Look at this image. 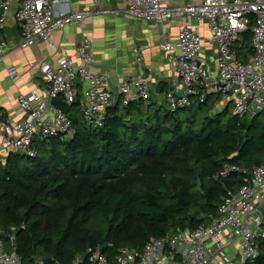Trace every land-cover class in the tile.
I'll list each match as a JSON object with an SVG mask.
<instances>
[{
    "label": "trees",
    "instance_id": "1",
    "mask_svg": "<svg viewBox=\"0 0 264 264\" xmlns=\"http://www.w3.org/2000/svg\"><path fill=\"white\" fill-rule=\"evenodd\" d=\"M251 32L244 34L250 50ZM214 95L171 112L166 101L123 98L92 129L71 105L75 135L37 137L36 157L0 162V238L24 264H72L89 246L142 249L175 228H197L217 213L238 175L226 164H264V116L233 115ZM252 264H264V241ZM38 264V263H37ZM85 264H89L85 261Z\"/></svg>",
    "mask_w": 264,
    "mask_h": 264
},
{
    "label": "built area",
    "instance_id": "2",
    "mask_svg": "<svg viewBox=\"0 0 264 264\" xmlns=\"http://www.w3.org/2000/svg\"><path fill=\"white\" fill-rule=\"evenodd\" d=\"M106 0H92L90 9H72V0H23L17 19L23 32L21 47L26 48L46 41L53 45L55 30L92 18L106 11L100 6ZM128 16L151 21L163 26L175 19L206 20L210 30L208 42L217 44V68L207 67L203 61L204 41L201 28L186 23L180 27L176 43L165 42L163 50L173 62L176 80L165 91V101L171 112L193 106L195 99L205 101L207 94H217L221 101L231 102L233 115L253 118L264 114V0H193L174 5L168 0H127ZM10 0H1V24L9 10ZM251 32V48L245 59H240L236 42H243L244 34ZM7 43L0 44V55ZM78 60L62 58L57 67L45 62L40 71L45 83L42 94L35 92L18 96L29 121L2 122L1 146L7 154L15 151L36 157L37 137H67L75 135L69 113L55 109L51 99L61 98L70 105L77 101L80 83L87 85L86 101L81 102V114L92 129L105 125L107 111L114 106L116 94L123 98V107L131 101L152 99L149 81L125 71L123 82L116 93L111 76L94 73V48L84 37L78 46ZM136 62H141L140 48L134 49ZM13 80L18 71L10 67ZM218 108H223L217 106ZM54 110L50 118L44 117ZM5 160L0 149V162ZM238 175L243 184L236 192H229L218 211L197 228H175L169 235L153 239L142 249L120 247L113 252V243L89 246L84 255L72 264H252L260 255L264 241V164L251 171L226 164L215 177ZM44 264L42 260L37 262ZM0 264H24L20 255L8 252L0 238ZM55 264H63L56 261Z\"/></svg>",
    "mask_w": 264,
    "mask_h": 264
},
{
    "label": "crops",
    "instance_id": "3",
    "mask_svg": "<svg viewBox=\"0 0 264 264\" xmlns=\"http://www.w3.org/2000/svg\"><path fill=\"white\" fill-rule=\"evenodd\" d=\"M192 1L168 0L174 5L187 4ZM22 2L23 0H10V7L5 14L2 26L0 0V44L2 41L7 43L5 52L0 55V149L5 159L8 154L1 146L2 122L15 123L31 119L30 114L24 112L17 101L18 96L29 92L42 94L47 83L42 78L40 64L48 62L57 67L62 58L68 56L78 65V46L84 37L92 41L94 48L93 72L95 74L107 73L111 78L116 77L117 81L113 83L116 93L127 70L132 75L149 81L152 87V98L159 103L165 102L164 93L171 86L172 81L176 80L177 75L174 64L168 59L163 46L167 41L173 43L178 41L180 26L184 23L192 27L198 25L201 28V34L205 38L203 61L207 67L213 70L217 68V44L207 40L210 30L206 20L175 19L161 26L151 21H142L128 16L126 13L127 0H106L100 6L106 11L105 14L95 15L78 25L55 30L52 34V46L44 41L26 48L21 47L23 32L17 19V13L22 7ZM71 6L77 12L92 8L93 2L92 0H72ZM244 45L243 42H236L235 47L238 49L240 59H245L249 54V49L244 48ZM135 48H140V63L136 62ZM10 67L17 69L18 79H12L9 74ZM87 87L83 83L79 84L78 99L81 102L87 100ZM211 95H214L217 100V106L232 105L231 102L221 101L217 94L212 93ZM53 115L54 110H48L44 117L50 118Z\"/></svg>",
    "mask_w": 264,
    "mask_h": 264
},
{
    "label": "water",
    "instance_id": "4",
    "mask_svg": "<svg viewBox=\"0 0 264 264\" xmlns=\"http://www.w3.org/2000/svg\"><path fill=\"white\" fill-rule=\"evenodd\" d=\"M111 81L114 83L115 81H117L116 77L111 78ZM119 99V95L117 97ZM51 105L57 109V110H61L62 112L65 113H69L70 109H71V105L66 102L64 99L61 98H54L51 99Z\"/></svg>",
    "mask_w": 264,
    "mask_h": 264
},
{
    "label": "rangeland",
    "instance_id": "5",
    "mask_svg": "<svg viewBox=\"0 0 264 264\" xmlns=\"http://www.w3.org/2000/svg\"><path fill=\"white\" fill-rule=\"evenodd\" d=\"M262 116H264V114Z\"/></svg>",
    "mask_w": 264,
    "mask_h": 264
}]
</instances>
